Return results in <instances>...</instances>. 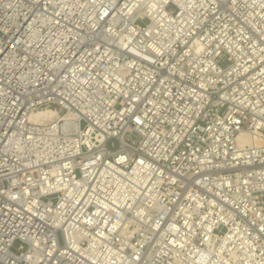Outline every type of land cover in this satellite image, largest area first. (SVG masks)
Listing matches in <instances>:
<instances>
[{"label":"built area","instance_id":"2783aa9c","mask_svg":"<svg viewBox=\"0 0 264 264\" xmlns=\"http://www.w3.org/2000/svg\"><path fill=\"white\" fill-rule=\"evenodd\" d=\"M0 264H264V0H0Z\"/></svg>","mask_w":264,"mask_h":264},{"label":"bare ground","instance_id":"6f19581e","mask_svg":"<svg viewBox=\"0 0 264 264\" xmlns=\"http://www.w3.org/2000/svg\"><path fill=\"white\" fill-rule=\"evenodd\" d=\"M55 115V111L53 112V109H40V110H36L34 112H32L30 114V119L34 120V121H45L48 119H51L53 116ZM241 139H243L244 137H239Z\"/></svg>","mask_w":264,"mask_h":264},{"label":"rangeland","instance_id":"374dc122","mask_svg":"<svg viewBox=\"0 0 264 264\" xmlns=\"http://www.w3.org/2000/svg\"><path fill=\"white\" fill-rule=\"evenodd\" d=\"M46 106H52V104L50 103V104H47ZM53 112H54V110H53ZM127 139H129V138H127ZM114 144H115V146L117 145L116 141H115ZM108 147H110V148L112 147L111 144H110V141L108 142Z\"/></svg>","mask_w":264,"mask_h":264}]
</instances>
